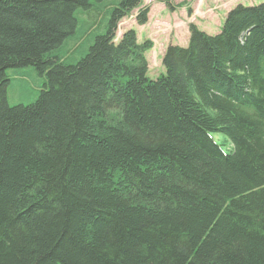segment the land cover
<instances>
[{"label":"trees","instance_id":"16d2710c","mask_svg":"<svg viewBox=\"0 0 264 264\" xmlns=\"http://www.w3.org/2000/svg\"><path fill=\"white\" fill-rule=\"evenodd\" d=\"M105 1L0 0V264H264V1L189 24L155 79L152 41H115L148 7ZM102 9L85 50L75 12ZM28 66L44 85L10 106Z\"/></svg>","mask_w":264,"mask_h":264},{"label":"rangeland","instance_id":"374dc122","mask_svg":"<svg viewBox=\"0 0 264 264\" xmlns=\"http://www.w3.org/2000/svg\"><path fill=\"white\" fill-rule=\"evenodd\" d=\"M107 1L108 0L103 4H107ZM111 1L112 3H116L119 0ZM164 1H168L172 7H165V5L161 3ZM263 1L264 0H143L142 7H149L150 9L147 15V22L145 24H138L136 22L138 10H133L127 17L121 19L117 25L115 41H118L122 34L129 29H133L136 32L140 42L143 41V37L145 38L147 36L154 44L153 48L147 53L149 76L150 78H155L158 72L160 74L165 72L161 62V54L164 51V47L171 41H175V43L181 46L187 45L189 24H195L205 29V33L209 35H216L221 31L226 12L230 11L238 4L249 7L258 5ZM179 3H182L183 6H179ZM75 15L78 19V24L74 39L85 38L86 42L84 48L86 50V44L89 45L95 35L104 33V25L109 17V12L102 9L101 14L97 15L93 12L90 14L91 16H88L86 12L77 10ZM186 35L187 40H185ZM65 42L66 44L68 43L67 40ZM71 44L72 42L68 45ZM83 51L78 53L77 57H81ZM5 75L8 82L3 87V97L10 106L32 103L45 82V74H39L31 66L6 69ZM211 135L222 149L228 152L230 145L228 139L217 133Z\"/></svg>","mask_w":264,"mask_h":264},{"label":"crops","instance_id":"0c3cea01","mask_svg":"<svg viewBox=\"0 0 264 264\" xmlns=\"http://www.w3.org/2000/svg\"><path fill=\"white\" fill-rule=\"evenodd\" d=\"M202 29V28H201ZM202 30H204L205 31V29H202ZM185 40H187V36H186V39ZM172 43H175V42H172Z\"/></svg>","mask_w":264,"mask_h":264}]
</instances>
